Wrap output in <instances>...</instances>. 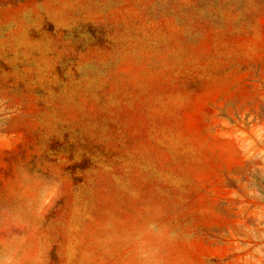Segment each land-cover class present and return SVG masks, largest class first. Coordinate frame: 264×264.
<instances>
[{
	"label": "rangeland",
	"instance_id": "rangeland-1",
	"mask_svg": "<svg viewBox=\"0 0 264 264\" xmlns=\"http://www.w3.org/2000/svg\"><path fill=\"white\" fill-rule=\"evenodd\" d=\"M0 264H264V0H0Z\"/></svg>",
	"mask_w": 264,
	"mask_h": 264
}]
</instances>
